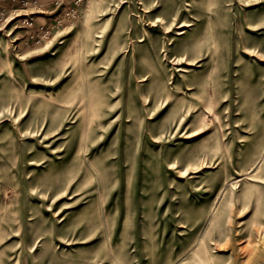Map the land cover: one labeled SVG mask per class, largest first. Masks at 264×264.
Masks as SVG:
<instances>
[{
  "label": "rangeland",
  "instance_id": "rangeland-1",
  "mask_svg": "<svg viewBox=\"0 0 264 264\" xmlns=\"http://www.w3.org/2000/svg\"><path fill=\"white\" fill-rule=\"evenodd\" d=\"M74 9L0 21V264H264V0Z\"/></svg>",
  "mask_w": 264,
  "mask_h": 264
},
{
  "label": "built area",
  "instance_id": "built-area-1",
  "mask_svg": "<svg viewBox=\"0 0 264 264\" xmlns=\"http://www.w3.org/2000/svg\"><path fill=\"white\" fill-rule=\"evenodd\" d=\"M78 0H53L49 4V8L45 9L44 4L33 0H21V5L8 9L7 11L0 10V21L6 20L13 15L11 21L16 19L21 27H31L34 25L35 17L39 14H46L47 20L40 26V30L37 33L30 32L27 40H33L34 42L42 41L48 36L54 27L63 22L69 20H75L77 14L74 6ZM18 10H24V12H18Z\"/></svg>",
  "mask_w": 264,
  "mask_h": 264
},
{
  "label": "crops",
  "instance_id": "crops-1",
  "mask_svg": "<svg viewBox=\"0 0 264 264\" xmlns=\"http://www.w3.org/2000/svg\"><path fill=\"white\" fill-rule=\"evenodd\" d=\"M33 0H28V2H32ZM39 3L44 4L45 9L49 8V4L53 1V0H36ZM21 0H0V10H4L7 11L10 8L16 7V6H20L21 5ZM47 20V15L44 14H39L35 17V21H34V25L28 28H25L23 30L24 34H26L27 38H28V34L30 32H34L37 33L40 30V26L42 24H44V22ZM53 30V29H52Z\"/></svg>",
  "mask_w": 264,
  "mask_h": 264
},
{
  "label": "bare ground",
  "instance_id": "bare-ground-1",
  "mask_svg": "<svg viewBox=\"0 0 264 264\" xmlns=\"http://www.w3.org/2000/svg\"><path fill=\"white\" fill-rule=\"evenodd\" d=\"M12 17H13V15H11V18H12ZM11 18H10V19H11ZM174 60H176V59H174Z\"/></svg>",
  "mask_w": 264,
  "mask_h": 264
}]
</instances>
